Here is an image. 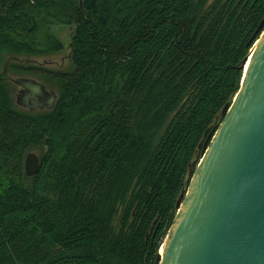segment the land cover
Listing matches in <instances>:
<instances>
[{
  "label": "trees",
  "instance_id": "16d2710c",
  "mask_svg": "<svg viewBox=\"0 0 264 264\" xmlns=\"http://www.w3.org/2000/svg\"><path fill=\"white\" fill-rule=\"evenodd\" d=\"M263 18L264 0H0V68L72 28L71 70L8 65L53 86L51 109L0 81V264H154Z\"/></svg>",
  "mask_w": 264,
  "mask_h": 264
},
{
  "label": "water",
  "instance_id": "95a60500",
  "mask_svg": "<svg viewBox=\"0 0 264 264\" xmlns=\"http://www.w3.org/2000/svg\"><path fill=\"white\" fill-rule=\"evenodd\" d=\"M252 39L240 88L199 144L200 160L189 168L191 178L154 264H264V18ZM12 61L28 59L8 56L0 69V81L19 88L15 103L51 109L56 92L34 77H13ZM39 168V156L28 152L25 175Z\"/></svg>",
  "mask_w": 264,
  "mask_h": 264
},
{
  "label": "rangeland",
  "instance_id": "374dc122",
  "mask_svg": "<svg viewBox=\"0 0 264 264\" xmlns=\"http://www.w3.org/2000/svg\"><path fill=\"white\" fill-rule=\"evenodd\" d=\"M53 31H54L55 35L63 43V49L61 51L56 52V53H49V54H45V55L31 56L29 58L21 57L20 59H28L27 62L32 63V64H36V65H41V66L46 67L48 69L64 70V71L71 70L72 63H71V56H70V54H71L70 38H71V34H72V28L69 26H66V25H56V26H53ZM11 75L15 78L19 77V76H25V75H18V74L13 75L12 73H11ZM30 77H34L35 79H37L39 81H43L41 78L36 77V76H30ZM10 83H11V94L10 95H11L13 102L15 103V97H16V93L18 90V86L15 85L11 81H10ZM47 88L49 90L55 91V89L53 88L52 85H47ZM15 105L18 106L19 108H21L22 110H27L26 108L19 106L16 103H15ZM32 151L35 152L38 156L41 153L39 150H32ZM199 160H200V156L198 158V161ZM164 240H165V238H164Z\"/></svg>",
  "mask_w": 264,
  "mask_h": 264
},
{
  "label": "bare ground",
  "instance_id": "6f19581e",
  "mask_svg": "<svg viewBox=\"0 0 264 264\" xmlns=\"http://www.w3.org/2000/svg\"><path fill=\"white\" fill-rule=\"evenodd\" d=\"M245 67H247V64H246V66ZM159 252L161 253L162 252V248H159Z\"/></svg>",
  "mask_w": 264,
  "mask_h": 264
},
{
  "label": "flooded vegetation",
  "instance_id": "af4514ba",
  "mask_svg": "<svg viewBox=\"0 0 264 264\" xmlns=\"http://www.w3.org/2000/svg\"><path fill=\"white\" fill-rule=\"evenodd\" d=\"M18 90H19V88H18ZM18 90H17V91H18Z\"/></svg>",
  "mask_w": 264,
  "mask_h": 264
}]
</instances>
